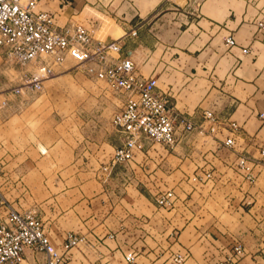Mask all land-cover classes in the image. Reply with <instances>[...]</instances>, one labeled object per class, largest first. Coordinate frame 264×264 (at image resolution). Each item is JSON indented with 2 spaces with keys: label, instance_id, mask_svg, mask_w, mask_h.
I'll return each instance as SVG.
<instances>
[{
  "label": "crops",
  "instance_id": "0c3cea01",
  "mask_svg": "<svg viewBox=\"0 0 264 264\" xmlns=\"http://www.w3.org/2000/svg\"><path fill=\"white\" fill-rule=\"evenodd\" d=\"M95 2L41 0L39 8L53 12L58 26L78 21L92 28L96 38L122 37V56H130L142 75L155 76L169 104L196 125L204 110H212L219 119L217 133L195 129L182 134L172 148L142 136L143 150L122 174L123 195H111L106 184L95 181L101 193L88 196L78 191L91 181L77 180L78 193L67 198V191L51 189L64 188L61 179L51 184L39 174L40 163L26 162L11 166L10 198L1 188L4 197L19 211L39 202L47 207L42 219L57 248L68 232L62 220L69 214L61 201L67 198L85 207L92 225L78 232L86 242L70 250L65 264H128L124 255L131 251L136 255L132 264H172L163 252L178 249L190 252L183 264H216L231 237L240 239L248 253L236 264H264L256 253L264 237V161L255 168L253 182L245 181L233 165L240 152L257 157L264 141V31L256 26L257 20H264V0H201L198 9L192 0ZM113 7L121 11V19L114 17V27L121 31L116 36L113 31L103 33L104 19L99 18V11ZM132 29L135 36L129 35ZM229 36L235 45L226 43ZM227 121L239 124L233 134L235 150L222 143L231 135ZM115 134L113 151L121 144L116 129ZM40 149V155L47 151ZM204 171L211 172V178L192 180ZM32 186L41 197L36 190L30 197ZM143 186L148 195L137 190ZM166 190L173 191V203L159 206L156 199ZM44 257L26 248L22 263L40 264Z\"/></svg>",
  "mask_w": 264,
  "mask_h": 264
},
{
  "label": "built area",
  "instance_id": "2783aa9c",
  "mask_svg": "<svg viewBox=\"0 0 264 264\" xmlns=\"http://www.w3.org/2000/svg\"><path fill=\"white\" fill-rule=\"evenodd\" d=\"M41 0H0V48L12 64L30 66L19 84L11 88V93L41 91L43 83L53 77L56 67L71 60L74 66H84L92 76L104 80L111 88L124 95V102L112 117V125L121 135V144L116 147L106 163L100 167L104 179L121 165L134 160L137 151H142L144 136L152 143L172 148L182 134L197 129L200 133H217L219 119L212 110H204L202 122L196 125L188 116L177 112L169 104L168 93L157 89L155 76H144L138 72L135 61L130 56H122V37L103 40L94 36V31L78 21H69L58 26L55 14L39 8ZM198 9L201 0H192ZM258 31H264V20H257ZM130 36L136 30L129 31ZM228 45H235L232 36ZM248 48H243L247 53ZM6 100L0 97V109ZM260 116H264L260 113ZM231 135L223 145L235 150L233 135L239 129L235 121H227L225 126ZM264 161V141L258 148V156L243 153L236 155L233 162L235 171L247 182H253L255 168ZM211 178V172L195 174L192 180ZM174 200L172 190H166L157 197L159 206L169 207ZM83 235L68 232L57 248L50 240L37 208L17 210L0 189V264H23L25 249L44 254L40 264H65L72 248L85 243ZM261 247L264 248V239ZM244 254L238 241L231 242L216 264H234ZM187 255V254H186ZM185 255V256H186ZM135 252L124 255L128 264L134 263ZM182 254L173 256V264H181Z\"/></svg>",
  "mask_w": 264,
  "mask_h": 264
},
{
  "label": "rangeland",
  "instance_id": "374dc122",
  "mask_svg": "<svg viewBox=\"0 0 264 264\" xmlns=\"http://www.w3.org/2000/svg\"><path fill=\"white\" fill-rule=\"evenodd\" d=\"M105 9L106 12L102 11V14L99 11V18L104 19L103 33L113 31V35L116 36L121 31H116L114 25L117 20L114 17L121 19V11L114 7ZM89 18L101 21L98 17ZM27 69L32 70L30 66L10 63L3 48H0V97L6 100V105L0 109V189L2 188L7 198H10L9 192L12 189L9 176L14 175L11 166L26 162L40 163L42 166L38 171L39 174L51 184L54 179H61L64 184L60 185L65 187L51 189L67 191V198L78 192L88 196L93 195L99 191L95 181L98 184H106L111 195L126 194L127 192H122L120 183L122 174L128 171L127 165L116 167L107 179H104L100 172V167L113 153L112 146L118 143L112 117L121 109L124 95L111 88L104 80L89 74L84 66H74L71 60L56 67L55 75L43 83L41 91L11 93V88L21 82L27 74ZM41 146L47 150L42 155H40ZM19 176L21 177L20 174ZM77 180L91 181V183L85 184L77 192L74 183ZM145 188L137 187V190L148 195V189ZM31 189L33 192L30 193V197H35V190L39 188L32 186ZM36 196L41 197L38 191ZM67 198L66 202L61 201L62 208L69 214L62 220V224L68 232L78 235L83 226L88 228L92 225L91 220L84 206L73 204ZM32 207L38 209L41 219L44 210L49 211L41 202L31 204L28 208ZM263 239L264 237L258 242L256 252L262 257H264V248L261 247ZM233 241L240 242L244 248L243 256L236 262L238 263L248 254L240 239L228 238L221 251L226 252ZM85 252L88 254V251ZM164 253L167 258L177 254L183 256L187 254L181 264L190 256L188 249L164 251Z\"/></svg>",
  "mask_w": 264,
  "mask_h": 264
}]
</instances>
